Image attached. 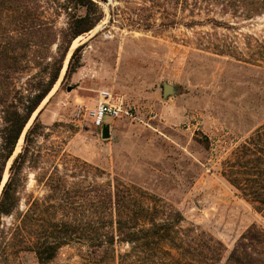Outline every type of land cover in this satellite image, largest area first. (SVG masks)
Here are the masks:
<instances>
[{"label": "rangeland", "instance_id": "374dc122", "mask_svg": "<svg viewBox=\"0 0 264 264\" xmlns=\"http://www.w3.org/2000/svg\"><path fill=\"white\" fill-rule=\"evenodd\" d=\"M93 1L98 8L91 6V15L100 9L102 18L72 41L55 87L33 114L35 118L40 112L43 128L22 170L17 210L2 218L5 235L34 199L47 195L46 178L53 166L64 170L66 163L71 182L113 184L117 178L162 198L183 214L185 223L221 240L225 259L249 226L264 229L262 215L221 174L223 159L264 122V64L254 60L255 45L264 42V13L234 18L219 5L202 2L196 9L193 0ZM57 3L66 10L56 14ZM27 6L25 15L0 9V35L31 22L46 26L51 19L63 29L70 21L68 13L86 12L71 0H32ZM192 19L203 24L189 26ZM78 45L79 66L64 76ZM220 45L229 52L213 49ZM50 51L55 54L56 45ZM164 81L176 88L168 97L162 93ZM101 90L131 112L109 120L108 139L89 124L73 122L75 103L93 106ZM24 135L5 166L4 180ZM15 250L6 247L0 264H79L86 247L64 245L47 263L31 251Z\"/></svg>", "mask_w": 264, "mask_h": 264}, {"label": "trees", "instance_id": "16d2710c", "mask_svg": "<svg viewBox=\"0 0 264 264\" xmlns=\"http://www.w3.org/2000/svg\"><path fill=\"white\" fill-rule=\"evenodd\" d=\"M31 1L0 0V9L25 15ZM71 2L86 7V12L68 13L66 28H56L51 19L46 26L31 22L0 35V184L26 124L56 84L72 41L90 31L103 16L100 9L91 15L90 7L98 8L93 0ZM202 2L219 5L222 12L228 10L234 18L248 19L264 13V0H193V7L201 9ZM66 7L57 3L55 13ZM206 20L217 26L220 22ZM172 23L177 22L162 24ZM201 24L203 21L195 19L188 23ZM148 27L147 23L144 29ZM53 45L55 54L50 51ZM81 46L71 53L64 76L79 66ZM213 49L219 54L229 52L221 45ZM255 53V62L264 64V42H257ZM39 113L25 132L22 149L13 158L0 192V253L13 246L15 252L31 251L39 262L47 263L59 248L75 242L86 247L79 264H264L262 227L249 226L224 259L226 247L221 240L192 222L185 223L183 214L162 198L117 178L113 184L110 180L71 182L66 163L64 170L53 166L46 178L47 195L34 199L6 236L2 218L17 210L22 170L43 128ZM221 174L264 218V122L223 159Z\"/></svg>", "mask_w": 264, "mask_h": 264}, {"label": "built area", "instance_id": "2783aa9c", "mask_svg": "<svg viewBox=\"0 0 264 264\" xmlns=\"http://www.w3.org/2000/svg\"><path fill=\"white\" fill-rule=\"evenodd\" d=\"M98 97L99 99L93 106H86L80 102L75 103L72 111L75 124L78 126L89 124L100 130L102 125L108 123L111 119L124 115L131 116V112L125 109L122 101L113 99L107 90L99 91Z\"/></svg>", "mask_w": 264, "mask_h": 264}, {"label": "water", "instance_id": "95a60500", "mask_svg": "<svg viewBox=\"0 0 264 264\" xmlns=\"http://www.w3.org/2000/svg\"><path fill=\"white\" fill-rule=\"evenodd\" d=\"M86 33H87V32H86ZM175 92H176V88H175L174 85H172V84H170V83H168V82H166V81L163 82V84H162V93H163V96H164V97H168L169 95H172V94H174ZM33 118H34V115H32V116L30 117V119H29L28 123L26 124V126H25V128H24V130H23V132H22V134H21V136L24 135L25 130H26V127L28 126L30 120H32ZM100 135H101V138H102V139H108V138L110 137V124L105 123V124L102 125V127H101V129H100ZM21 136H20V138H21ZM20 138H19V139H20ZM3 178H4V177H3ZM3 178H2V181H1V184H0V192H1V189H2V187H3V185H4V183H5L6 180H7V178H6L5 180H4ZM3 180H4V181H3Z\"/></svg>", "mask_w": 264, "mask_h": 264}, {"label": "bare ground", "instance_id": "6f19581e", "mask_svg": "<svg viewBox=\"0 0 264 264\" xmlns=\"http://www.w3.org/2000/svg\"><path fill=\"white\" fill-rule=\"evenodd\" d=\"M80 38V37H79ZM55 87V86H54ZM6 178V177H5Z\"/></svg>", "mask_w": 264, "mask_h": 264}]
</instances>
